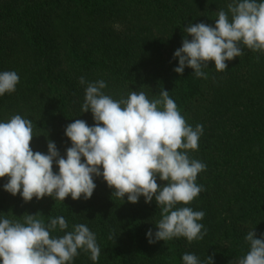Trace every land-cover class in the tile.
Segmentation results:
<instances>
[{
  "label": "trees",
  "instance_id": "trees-1",
  "mask_svg": "<svg viewBox=\"0 0 264 264\" xmlns=\"http://www.w3.org/2000/svg\"><path fill=\"white\" fill-rule=\"evenodd\" d=\"M231 0H0V71H15L16 91L0 97V121L14 115L30 119L33 151L47 152L49 140L64 155L71 142L64 131L75 119L92 126L91 112L82 113L86 85L104 80L102 91L114 100L143 91L149 100L169 91L180 114L193 128L203 125L196 151L189 157L206 170L196 183L203 191L186 205L203 211L207 229L202 240L185 238L149 244L146 232L156 231L161 210L141 197L132 204L116 198L102 177L95 178L93 196L63 202L44 197L25 203L3 190L0 215L23 223L37 214L45 224L63 216L71 231L85 224L96 235L101 252L97 264H182L194 253L202 261L236 264L250 249L244 237L254 229L264 234V53L241 45L243 55L226 61L217 72L214 62L198 78L191 68L173 71L176 49L189 23L215 24ZM191 39V37H188ZM83 160V158H82ZM54 171L58 169L53 166ZM157 178L158 186L166 184ZM185 206V205H181ZM52 236H62L56 231ZM73 264H93L78 250Z\"/></svg>",
  "mask_w": 264,
  "mask_h": 264
},
{
  "label": "clouds",
  "instance_id": "clouds-1",
  "mask_svg": "<svg viewBox=\"0 0 264 264\" xmlns=\"http://www.w3.org/2000/svg\"><path fill=\"white\" fill-rule=\"evenodd\" d=\"M184 31L187 36L173 54L178 60L173 71L182 76L187 67L207 79L203 69L209 62L217 72L225 71L226 61L243 55L241 45L264 53V0H231L227 12H217L214 26L189 23ZM19 82L15 71H0V97L14 93ZM79 83L86 85L81 112H91L94 123L75 119L66 126L71 146L64 155L51 140L46 153L33 151L30 119L17 114L0 121V178L7 177L3 190L19 194L25 203L34 197L88 200L97 186L94 179L102 177L112 195L124 202L125 197L132 204L141 197L146 204L155 200L161 219L155 232H146L149 244L181 237L189 243L202 240L207 234L200 223L205 212L186 205L203 191L196 180L206 165L189 157V150H198L203 125L187 124L167 90L153 100L143 91L114 100L102 91L107 87L104 80L87 82L82 76ZM157 178L167 183L158 186ZM68 228L63 216L46 225L37 214H27L23 223L0 215V264H73L78 250L88 252L97 264L101 249L96 235L85 224ZM56 231L64 235L52 236ZM244 239L250 249L236 264H264V234L257 238L252 229ZM181 259L182 264H214L212 256L202 261L194 253Z\"/></svg>",
  "mask_w": 264,
  "mask_h": 264
}]
</instances>
